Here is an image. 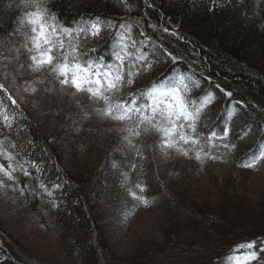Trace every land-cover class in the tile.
I'll return each mask as SVG.
<instances>
[{
    "label": "trees",
    "instance_id": "1",
    "mask_svg": "<svg viewBox=\"0 0 264 264\" xmlns=\"http://www.w3.org/2000/svg\"><path fill=\"white\" fill-rule=\"evenodd\" d=\"M6 2L9 0H0V28L10 27L8 21L16 14L15 8L6 7ZM152 2L155 8L147 10L151 22L175 28L184 39L161 30L153 32L147 20L143 22L145 32L151 42L163 44L183 59L175 66L170 60L156 63L130 90L149 87L175 67L176 71L190 72L193 80L199 82L200 87L194 89L196 96L205 91L215 94L216 102L210 107L205 123L220 117L215 121L219 126L230 101L241 100L250 105L249 111L255 112L256 125L264 123L259 111L264 110V28L261 27L264 20L253 15L258 2L264 8V0H245L243 5L217 10L215 15L207 11L210 0H194V4L193 0ZM56 10L63 21L72 23L80 19L81 13L139 18L143 5L126 13L115 0H58ZM242 13H247V18ZM139 30V26L134 28L136 33ZM88 46L96 47V41H90ZM221 89L233 92V97H226ZM30 98L35 112L50 114L53 123L51 127L45 126L17 100L31 122L28 131L22 133L25 140L31 139L36 145L30 149L31 158L46 167L47 180L56 181L59 176L69 187L63 190L66 194L58 209L50 207L47 197L42 202L27 193L21 196L19 191L5 190L6 196H11L14 204L26 213L28 224L45 229L56 248L53 254L44 257L21 245L19 249L26 253L22 254L0 236V264H216L237 243L264 238V198L252 200L240 190L245 183L243 176L264 177V168L251 170L238 166L264 137L245 138L237 151L230 154L232 162L207 161L204 165L194 159L176 157L156 161L152 155L155 158L160 155L153 153L152 141L147 140L144 154H150L157 168L147 166L142 175H138L137 169L131 181H143L148 205L163 211L164 219L159 226L162 239L140 238L133 250L117 254V243L129 232L124 213L132 202L130 198L122 202L115 196V190L109 198L99 195L106 173L108 183L113 182L110 161L116 155L114 139H102L101 132L77 134L71 120L66 118L70 111L67 103L49 104L40 97ZM43 149H47V155ZM222 167L224 171H220ZM167 168L180 175L183 180L180 188H173L160 176L159 169ZM201 175H212L216 192L212 201L202 196V188L197 184ZM20 179L21 184L27 182L22 176ZM32 183L35 185V181Z\"/></svg>",
    "mask_w": 264,
    "mask_h": 264
},
{
    "label": "snow or ice",
    "instance_id": "2",
    "mask_svg": "<svg viewBox=\"0 0 264 264\" xmlns=\"http://www.w3.org/2000/svg\"><path fill=\"white\" fill-rule=\"evenodd\" d=\"M115 2L126 13L142 4V14L134 19L129 15L117 18L81 13L79 20L67 23L56 10L58 0H12L6 5L16 9L8 21L11 26L0 28V76L29 97H40L49 104L67 103L70 111L66 118L71 120L75 133L101 132L102 139H114L116 155L110 161L113 182L108 183L106 173L99 195L109 198L115 190L122 202L130 198L126 219L137 206L149 203L144 195L145 183L131 181L138 169L137 161L148 159L144 155L145 141L151 140L153 153L165 161L176 157L194 159L201 165L207 161L232 162L230 154L245 138L264 137V123L256 125L255 112L249 111L250 105L242 100L230 101L219 126L215 121L220 117L205 123L216 102L215 94L205 91L196 96L194 89L200 87L199 82L190 72L176 71L175 67L149 87L130 90L156 63L170 60L175 66L183 59L163 44L151 42L143 27L145 20L153 32L161 30L181 40L184 37L175 28L151 22L147 10L155 8L152 0ZM244 2L210 0L207 11L215 15L217 10ZM256 9L253 15L264 20L260 2ZM242 15L247 18V13ZM137 26L138 33L134 32ZM90 41H96V47L90 48ZM18 77L22 80L19 85ZM221 91L228 98L234 95ZM0 93V190L19 191L21 196L27 193L42 202L47 197L50 207L58 209L66 194L63 190L69 185L59 176L56 181L47 180L46 167L31 158L34 141L22 136L31 122L4 82H0ZM259 111L264 116V110ZM42 152L47 155V149ZM238 166L264 168V141L256 150H249ZM142 174L141 167L138 175ZM21 176L27 182L21 184ZM216 264H264V238L235 245Z\"/></svg>",
    "mask_w": 264,
    "mask_h": 264
},
{
    "label": "rangeland",
    "instance_id": "3",
    "mask_svg": "<svg viewBox=\"0 0 264 264\" xmlns=\"http://www.w3.org/2000/svg\"><path fill=\"white\" fill-rule=\"evenodd\" d=\"M10 2H12V0L6 2L5 5L9 4ZM0 81L5 83L10 92L16 97V99L23 107L25 106L28 111H31L32 115L37 117V119L41 121L45 126L51 127V125L53 124L50 122L51 115L48 113H42V115H40L39 111L35 112V105L31 101V98L28 96V94L17 92L16 87L12 85L11 80L4 81L3 77L0 76ZM21 83L22 80L18 77L16 80V84L19 85ZM22 97H27V99H24ZM30 104L33 108H31ZM47 132V134H50L49 131ZM144 155L149 158L145 159L142 162L138 160V169L140 170L141 167L143 169L147 166H153V168H157L155 161L151 159L150 154ZM152 156L156 161H161V157L155 158V155ZM160 166L163 165L159 163V167ZM168 170L170 169H159L160 176L164 181L167 182V184L173 186V188H180V185L183 183L180 175L176 172L172 173ZM224 170L225 167L220 168V171ZM217 174L213 175V177H216ZM232 175H234V173ZM211 176L212 175H201L200 178L198 177L199 183H197L202 188V196L210 201L214 199V195L216 193L214 190V186L211 183ZM243 180L245 181V183L241 187L242 189H240L242 192H245L248 196L251 197L252 200H256L259 197L264 198V177L245 175L243 176ZM5 193H7L5 192V190H0V236L6 239L9 246H11L15 251L21 252L22 254L26 253L22 249H19L18 246L21 245L30 249L33 253H38L44 257L46 255L53 254L56 248V244L53 241H49L46 230L41 227L39 228L38 226H32L28 224L26 213L14 204L11 196L8 195L7 197ZM163 217V211H161L160 209L150 208L148 204L136 209L134 213L128 216L125 220L126 224L129 226V232L123 239H121L117 243L115 247L117 254H123L127 251L129 252L133 250L135 247V243L140 238H154L156 240H161L162 234L159 226L163 222ZM233 247H231L224 253L225 257L231 252ZM54 256H56V253L54 254Z\"/></svg>",
    "mask_w": 264,
    "mask_h": 264
}]
</instances>
